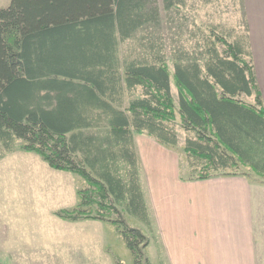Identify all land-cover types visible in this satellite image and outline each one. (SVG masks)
<instances>
[{
    "label": "trees",
    "instance_id": "16d2710c",
    "mask_svg": "<svg viewBox=\"0 0 264 264\" xmlns=\"http://www.w3.org/2000/svg\"><path fill=\"white\" fill-rule=\"evenodd\" d=\"M161 1L167 21L186 18V0ZM238 4L236 26L197 25L193 49L173 43L170 67L152 34L158 0H9L0 7V158L21 149L77 175V203L56 215L111 222L133 254L147 238L123 214L150 225L135 135L181 151V181L264 185V99Z\"/></svg>",
    "mask_w": 264,
    "mask_h": 264
},
{
    "label": "rangeland",
    "instance_id": "374dc122",
    "mask_svg": "<svg viewBox=\"0 0 264 264\" xmlns=\"http://www.w3.org/2000/svg\"><path fill=\"white\" fill-rule=\"evenodd\" d=\"M8 2L0 0V7ZM158 5L162 21L152 34L164 45L170 67V46L177 43L188 50L193 49L197 34L192 36L191 31L197 25L221 23L223 26H236L240 15L238 0H186L181 8L186 18L176 16L175 23H170L161 0H158ZM179 22L181 26L178 27ZM135 42L132 39L121 43V52L135 47ZM171 92L176 95L173 84ZM176 131L180 147L184 131L178 126ZM175 153L178 170L180 168V172L185 174L188 167L184 154L181 151ZM146 167L147 172L142 168L140 177L150 225L123 214L128 225L139 227L147 238V244H138L139 250L133 254L111 222L98 219L73 221L56 215L58 209L71 208L77 203V175L50 168L33 152L16 149L4 155L0 158L1 264H171L149 192V176L145 178L144 172L148 174L149 169L150 179L151 176L159 179L162 174L173 175V166L153 157Z\"/></svg>",
    "mask_w": 264,
    "mask_h": 264
},
{
    "label": "crops",
    "instance_id": "0c3cea01",
    "mask_svg": "<svg viewBox=\"0 0 264 264\" xmlns=\"http://www.w3.org/2000/svg\"><path fill=\"white\" fill-rule=\"evenodd\" d=\"M243 2L264 99V0ZM135 142L143 170L153 157L173 166L159 179L144 172L171 264H264V185L242 176L181 181L174 151L142 134Z\"/></svg>",
    "mask_w": 264,
    "mask_h": 264
}]
</instances>
